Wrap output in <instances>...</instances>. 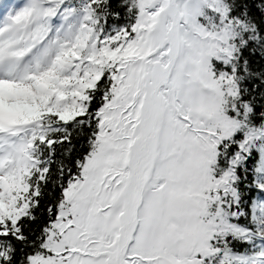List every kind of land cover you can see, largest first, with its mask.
Returning <instances> with one entry per match:
<instances>
[{
  "label": "snow or ice",
  "instance_id": "6c2138e0",
  "mask_svg": "<svg viewBox=\"0 0 264 264\" xmlns=\"http://www.w3.org/2000/svg\"><path fill=\"white\" fill-rule=\"evenodd\" d=\"M0 264H264V0H0Z\"/></svg>",
  "mask_w": 264,
  "mask_h": 264
}]
</instances>
